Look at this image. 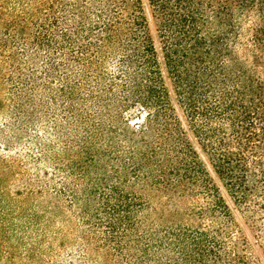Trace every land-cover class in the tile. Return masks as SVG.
<instances>
[{
  "label": "trees",
  "instance_id": "1",
  "mask_svg": "<svg viewBox=\"0 0 264 264\" xmlns=\"http://www.w3.org/2000/svg\"><path fill=\"white\" fill-rule=\"evenodd\" d=\"M2 259L264 264V0H0Z\"/></svg>",
  "mask_w": 264,
  "mask_h": 264
},
{
  "label": "rangeland",
  "instance_id": "2",
  "mask_svg": "<svg viewBox=\"0 0 264 264\" xmlns=\"http://www.w3.org/2000/svg\"><path fill=\"white\" fill-rule=\"evenodd\" d=\"M13 189H16V186H13ZM0 264H4V259L0 261Z\"/></svg>",
  "mask_w": 264,
  "mask_h": 264
}]
</instances>
